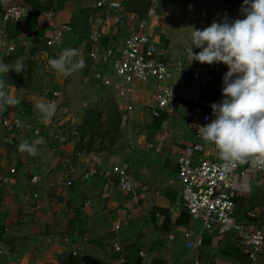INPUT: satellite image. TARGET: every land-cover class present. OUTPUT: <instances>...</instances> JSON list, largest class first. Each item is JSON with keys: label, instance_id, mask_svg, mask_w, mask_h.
<instances>
[{"label": "crops", "instance_id": "0c3cea01", "mask_svg": "<svg viewBox=\"0 0 264 264\" xmlns=\"http://www.w3.org/2000/svg\"><path fill=\"white\" fill-rule=\"evenodd\" d=\"M97 1L0 0V9L9 4L27 9L26 17L7 27L9 38L0 45L5 63L21 57L24 63L22 73L9 71L4 77L14 102L0 109V171H16L9 184L0 183V264H143L140 253L150 264H264V249L251 262L240 235L220 227L206 231L180 206L177 159L194 141L189 106L212 96L217 86L200 89L186 75L179 87L183 110L171 118L165 111L154 117L151 86L125 84L111 63L98 67V75L111 83L104 85L88 70L89 50L119 46L126 32L113 24L102 27L105 15L94 8ZM188 2L160 0L157 16L146 27L152 45L173 69L183 46L191 45L192 28L243 18L238 15L243 0ZM148 6L149 0L123 3L141 17ZM191 6L196 13L208 11L204 21L184 12ZM56 24L71 27L62 50L76 48L86 62L68 76L48 63L58 58L56 49L45 46ZM197 63L186 58L183 65ZM41 102L56 104L47 120L35 107ZM64 106L72 107L66 117ZM99 107L105 110L101 119L112 114L116 136L97 139L76 127L86 112ZM24 141H41L35 156L19 151ZM203 145L199 157L216 160L212 148ZM114 166L127 168L139 181L136 198L120 192L115 178L103 176ZM240 170L244 175L236 176L233 188L234 217L264 235V172L249 169L248 161H241ZM186 234L199 240L197 248L186 247Z\"/></svg>", "mask_w": 264, "mask_h": 264}, {"label": "built area", "instance_id": "2783aa9c", "mask_svg": "<svg viewBox=\"0 0 264 264\" xmlns=\"http://www.w3.org/2000/svg\"><path fill=\"white\" fill-rule=\"evenodd\" d=\"M125 0H98L94 8L102 10L105 19L102 27L110 25L122 27L126 32L123 43L119 46H110L99 52L95 49L89 50L88 70L92 76L100 78L104 85H110V81L98 75V67L102 64L111 63L114 75L129 86L150 85L153 90L154 107L152 115L159 117L161 112H166L169 117L178 116L183 107L179 103V87L186 75L191 78L195 86L200 89L217 86V91L212 96L201 97L191 103L190 111L194 119L189 122L194 135V141L186 145L178 157L177 178L180 184V206L194 220L199 221L206 231L214 227H220L224 231L234 232L242 238L244 252L251 262H256L264 249V235L260 231L251 230L234 217L233 188L236 176L244 175L240 170L241 161L224 160L215 145L204 141L198 131L199 126L211 122V105L222 99V77L227 68L222 64L204 65L190 64L183 65L187 57L186 49L191 45L182 48V57L175 64L174 69L168 66L161 58L160 52L152 45L149 36L146 34V27L149 20L154 19L159 11L160 0H149V6L144 17L137 13L124 9ZM27 9L20 5L9 4L0 9V45L9 38L7 27L16 24L26 17ZM242 15V10H238ZM71 32V27L65 24H56L51 29L50 36L45 41V46L56 49L58 56L63 51L64 37ZM200 49L193 48V52ZM116 88L118 86L116 85ZM120 96L124 92L120 91ZM132 107L128 105L126 111L130 112ZM208 117V119H205ZM11 128V127H10ZM200 141H203L201 143ZM209 145L216 160L200 158L204 145ZM248 167L252 170L264 172V167H254L248 161ZM15 169L7 173L0 171V183L9 184ZM89 175H86L88 177ZM104 177L115 178L120 192L128 194L133 198L139 195V181L128 172L127 168L114 166L111 170L103 173ZM37 183V179H33ZM68 186L71 183L67 184ZM34 198L39 199L38 195ZM42 203L38 201L36 208H41ZM185 245L189 249H195L199 240L191 241L189 234H186ZM68 241L67 238L64 239ZM75 255V253H73ZM144 259L143 264H150L144 253H140ZM197 264V263H196Z\"/></svg>", "mask_w": 264, "mask_h": 264}, {"label": "clouds", "instance_id": "9594fccd", "mask_svg": "<svg viewBox=\"0 0 264 264\" xmlns=\"http://www.w3.org/2000/svg\"><path fill=\"white\" fill-rule=\"evenodd\" d=\"M242 17L232 21L225 17L203 30L192 28L186 54L190 63L227 68L222 77V99L210 106L213 118L198 128L201 138L215 145L226 161L250 160L254 167H264V0H243ZM193 48L200 51L193 52ZM48 63L64 76L86 67L79 50L71 47ZM9 71L22 73L23 57L13 64L0 58V109L14 102L8 97L9 85L4 79ZM35 107L45 120L56 112L52 102ZM40 143L24 141L19 151L35 156Z\"/></svg>", "mask_w": 264, "mask_h": 264}, {"label": "rangeland", "instance_id": "374dc122", "mask_svg": "<svg viewBox=\"0 0 264 264\" xmlns=\"http://www.w3.org/2000/svg\"><path fill=\"white\" fill-rule=\"evenodd\" d=\"M174 2H186V4H189L188 0H173ZM199 4L205 2V0H195ZM174 12L181 13V10H175ZM184 12H187L191 16H200L202 21L205 20L208 11L206 10H200L198 13L194 12L192 9V6L188 9H184ZM204 26L196 27V29H203ZM206 28V27H205ZM78 107H74V109H77ZM64 113L62 114L64 117L69 115V110L72 109L71 106H64ZM86 119H84L80 123H76V127L81 130L82 133H85L89 137L96 136L97 139L99 138H105V137H114L116 136V122L115 120H112V114L110 113V118L108 120H105L104 118H100L102 113H105V110L101 107L90 109L88 112H86Z\"/></svg>", "mask_w": 264, "mask_h": 264}, {"label": "trees", "instance_id": "16d2710c", "mask_svg": "<svg viewBox=\"0 0 264 264\" xmlns=\"http://www.w3.org/2000/svg\"><path fill=\"white\" fill-rule=\"evenodd\" d=\"M28 5H29V2H28ZM27 4L26 5H24V6H28Z\"/></svg>", "mask_w": 264, "mask_h": 264}]
</instances>
